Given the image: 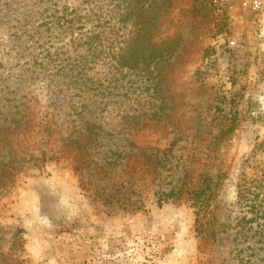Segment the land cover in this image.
<instances>
[{
	"label": "rangeland",
	"instance_id": "rangeland-1",
	"mask_svg": "<svg viewBox=\"0 0 264 264\" xmlns=\"http://www.w3.org/2000/svg\"><path fill=\"white\" fill-rule=\"evenodd\" d=\"M144 3L157 39L179 45L149 70L121 67ZM93 125L105 168L117 149L131 163L140 147L170 149L166 182L219 146L211 200L225 231L203 235L178 200L151 193L125 212L83 189L45 131ZM262 176L264 0H0V264H264V216L250 221L264 188L239 197Z\"/></svg>",
	"mask_w": 264,
	"mask_h": 264
},
{
	"label": "trees",
	"instance_id": "trees-1",
	"mask_svg": "<svg viewBox=\"0 0 264 264\" xmlns=\"http://www.w3.org/2000/svg\"><path fill=\"white\" fill-rule=\"evenodd\" d=\"M158 17L153 14L151 5L144 3L138 9L136 13L137 33L131 38L126 48L124 47L117 56L115 55L121 67L149 70L153 65H159L175 52L180 37L157 39L155 30L159 25L160 18ZM93 126L81 127L66 137L61 135L59 129L56 128L54 130L55 139L53 135L51 136V132L45 131L48 140L51 137L57 143L60 142L56 154L73 155L76 169L80 172L83 189H89L88 186L91 185L95 196L101 198L104 203H113L116 199L119 208L125 212H137L144 209L146 199L151 193L157 197V202L160 205L169 200H178L195 209L197 230L203 235L215 238L219 233L225 231V227L222 229L220 227L219 216L211 200L214 188L217 186L216 177L218 175L215 177L212 172L213 168L210 166L213 165L216 158L220 157L219 146L215 147L212 142L206 144L204 146L206 150L198 153L203 155L198 163H191L192 160H190L186 171L177 181L166 182L161 181L160 177L162 170L166 168L165 158L170 149L140 147L135 155L136 163L130 161L132 151L117 149L108 155L113 158L109 162L110 165L105 168L108 163L101 165V160L96 159L97 154L92 153L93 148L99 144L97 139L99 134L95 130L97 127ZM100 129L102 128L100 127ZM214 130L206 127L203 130L199 129L197 133H204V136L210 135V140H215L223 130H220L219 134H215ZM134 131L135 127L131 133ZM209 149L212 153H209ZM41 153L45 154V151ZM193 156L196 155L193 154ZM129 168L130 170L127 171ZM151 176H154L152 182L149 181ZM258 178L250 184L247 182L240 184L239 197L251 201L252 195L257 190L264 188V177ZM2 182L0 178V186ZM255 206L257 205H251L253 209ZM263 216L264 207L262 209L259 207L256 209L255 217H252L250 221Z\"/></svg>",
	"mask_w": 264,
	"mask_h": 264
}]
</instances>
